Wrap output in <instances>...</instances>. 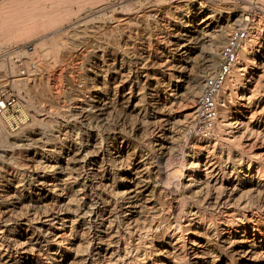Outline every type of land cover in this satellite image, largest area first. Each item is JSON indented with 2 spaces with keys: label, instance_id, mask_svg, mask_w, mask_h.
<instances>
[{
  "label": "bare ground",
  "instance_id": "obj_1",
  "mask_svg": "<svg viewBox=\"0 0 264 264\" xmlns=\"http://www.w3.org/2000/svg\"><path fill=\"white\" fill-rule=\"evenodd\" d=\"M251 1L0 0V54L39 41L10 54L0 264H264V0L213 135L188 131Z\"/></svg>",
  "mask_w": 264,
  "mask_h": 264
},
{
  "label": "built area",
  "instance_id": "obj_2",
  "mask_svg": "<svg viewBox=\"0 0 264 264\" xmlns=\"http://www.w3.org/2000/svg\"><path fill=\"white\" fill-rule=\"evenodd\" d=\"M249 26V22H245L244 25L231 32L227 42L221 48L217 67L203 80L201 92L196 102L193 125L190 127L192 131L190 133H194L195 136L209 137L217 126L220 108L224 105L222 90L228 80L231 79L233 67L239 59L242 45L249 37ZM11 60L15 62L21 72H25L22 59L14 56L10 59V55L7 53L0 54V77L4 76L3 80L0 81V115L15 117L14 114L21 115L22 113L17 107V92L12 88L14 76L10 71ZM2 131L4 129L0 125V133Z\"/></svg>",
  "mask_w": 264,
  "mask_h": 264
},
{
  "label": "rangeland",
  "instance_id": "obj_3",
  "mask_svg": "<svg viewBox=\"0 0 264 264\" xmlns=\"http://www.w3.org/2000/svg\"><path fill=\"white\" fill-rule=\"evenodd\" d=\"M238 1V0H237ZM239 1H241V2H245V0H239ZM248 5H249V7H248V10H245L243 13H244V16H243V18L244 19H248L246 22H251L253 19H254V15H255V13L257 12V10L259 11L260 9H261V7H262V4H260V2H259V0H252L251 1V3H248ZM257 5H259L258 7H257ZM37 42H39V41H37V40H33V39H29V40H25L23 43L21 42V43H13L9 48H8V50L7 51H4L3 53H7L8 55H10V54H13V53H15L16 51H18V50H20V49H29V51H33V47H34V45L37 43ZM2 54V53H1ZM44 61V62H43ZM42 62V66L43 67H45V72H47L46 74H47V76L51 79L52 78V69H53V66H52V64H51V66H50V64L48 63V65H47V62H46V60H43ZM43 64H45V65H43ZM47 66V67H46ZM51 67V68H50ZM46 68H48L47 70H46ZM51 76V77H50ZM60 78H58V79H56V81H52V80H49V84H50V87L52 88V91H55V90H59L60 88H62V86L64 87V81H63V79H61V80H59ZM13 88V87H12ZM14 89V88H13ZM15 90V89H14ZM16 91V90H15ZM17 92V91H16ZM23 94H25V92H23ZM17 95H18V93H17ZM18 102H19V106H18V109L21 111V109L20 108H22V101H21V98L18 96ZM39 103V102H38ZM65 103V102H64ZM36 105H37V107L39 106H41V104L40 105H38L37 103H35ZM46 105L48 106V104L46 103ZM50 109H54L52 106L51 107H49ZM22 113V112H21ZM15 115V117H17V118H19L21 115L20 114H14ZM61 115V114H60ZM60 117V119L61 120H63L65 117L64 116H59ZM63 118V119H62ZM30 121L32 120V118H30L29 119ZM193 125V123L191 124V126ZM14 128H17V126H14ZM189 130L188 131H190V132H192L190 129V127L188 128ZM10 132H13V130L11 129V128H9L8 129ZM18 129H15V131H17ZM214 133V132H213ZM192 134V133H191ZM213 135V134H212ZM212 135H210L209 137H211ZM199 137V136H198ZM178 156V157H177ZM179 158V159H178ZM180 155H176L175 156V158H174V162H175V165H174V162L171 164V166H170V168L171 169H174V170H176V169H179V162H180ZM176 160V161H175ZM178 161V162H177ZM164 173H165V171H164ZM175 185L174 184H172L171 185V187H172V189H173V191L171 192V194H174L176 191H178L177 189H176V187H174Z\"/></svg>",
  "mask_w": 264,
  "mask_h": 264
}]
</instances>
